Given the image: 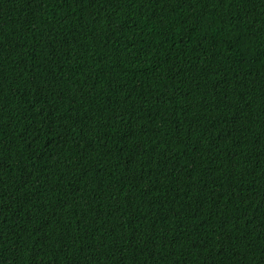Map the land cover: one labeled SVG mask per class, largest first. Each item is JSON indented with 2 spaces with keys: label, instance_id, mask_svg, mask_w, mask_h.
Segmentation results:
<instances>
[{
  "label": "trees",
  "instance_id": "16d2710c",
  "mask_svg": "<svg viewBox=\"0 0 264 264\" xmlns=\"http://www.w3.org/2000/svg\"><path fill=\"white\" fill-rule=\"evenodd\" d=\"M0 264H264V0H0Z\"/></svg>",
  "mask_w": 264,
  "mask_h": 264
}]
</instances>
